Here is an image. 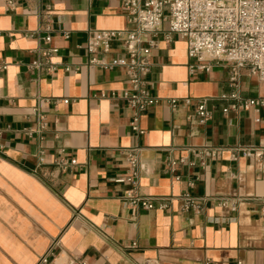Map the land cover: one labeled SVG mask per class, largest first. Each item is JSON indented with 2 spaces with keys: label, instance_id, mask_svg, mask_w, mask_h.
<instances>
[{
  "label": "crops",
  "instance_id": "crops-1",
  "mask_svg": "<svg viewBox=\"0 0 264 264\" xmlns=\"http://www.w3.org/2000/svg\"><path fill=\"white\" fill-rule=\"evenodd\" d=\"M12 1L0 0V264H42L43 256L46 264H264L263 170L228 151L264 149V107L223 115L225 104L212 101L204 124L189 119L192 107L171 111L166 100L214 99L229 88L221 66L191 73L185 42L165 41L163 23L146 77L159 102L138 115L139 135L118 98L129 88L124 67L85 66L88 34L132 28L123 0ZM49 47L57 51L46 60ZM98 57L122 60L120 43ZM261 92L242 70L241 96ZM34 108L47 123L42 133ZM188 146L226 150L200 162ZM132 148L144 167L137 191L155 206L135 214L121 200L127 186L115 182L127 173L124 153ZM179 157L194 164L167 174L166 160ZM51 158L76 164L59 172ZM183 193L201 200L202 213L180 211ZM165 197L175 200L156 209Z\"/></svg>",
  "mask_w": 264,
  "mask_h": 264
},
{
  "label": "built area",
  "instance_id": "built-area-1",
  "mask_svg": "<svg viewBox=\"0 0 264 264\" xmlns=\"http://www.w3.org/2000/svg\"><path fill=\"white\" fill-rule=\"evenodd\" d=\"M5 4L13 6V1L5 0ZM122 6L126 11V22L132 28L94 31L88 34L84 44L87 56L85 66L88 69L124 67V80L129 88L122 90L118 98L133 113L129 123L133 132L139 135L144 133L138 129V115L159 102L152 96L151 86L146 77L151 69V52L158 46L156 36L161 31L163 23H166L165 41L170 42L171 37L176 36L185 42L186 54L191 61L189 65L191 73L200 71L207 74L215 66H221L227 70L229 88V92L222 93L214 99L166 100V105L171 111L177 109L179 104L184 107H192L189 119H195V121L204 124L211 119L212 113L208 104L212 101L225 104L221 109L223 115L238 114L244 111L258 113L264 107V0H123ZM45 14L47 16L48 12ZM50 40V36H46L43 43L49 45ZM112 42L120 43L123 59L104 62L98 56L108 54ZM56 51L55 48L49 47L44 50L41 56L48 60L50 55ZM31 67L40 68L41 63L37 60L31 64ZM2 69H5V66H2ZM47 70L53 71L54 69L48 67ZM242 70L248 77L255 78L260 84L262 88L260 96L255 98L241 96ZM63 71L69 72L70 68L64 67ZM63 102L67 101L63 100ZM32 111L37 117L35 132L42 133L47 128L46 120L37 108ZM183 150L203 162L218 160L226 149L188 146ZM228 151L230 159L233 161L238 157L252 160L263 170L264 176V149L249 147L233 148ZM139 152V148L125 151L124 157L128 171L124 176L115 180L116 183L127 186L122 192L121 200L128 206L131 214H135L139 210L155 209L152 200L140 195L137 191L140 173L144 170L139 160ZM43 161L40 159V164ZM51 164L57 171L63 172L74 166L76 162L63 158H51ZM179 164L192 166L194 163L186 157L169 158L165 162V172L169 175L173 174ZM173 178L178 180L176 176ZM190 186L192 184H189ZM178 199L181 202L180 211L182 213L189 211L196 214L202 213L203 203L200 199L189 193L181 194ZM159 200L161 203L156 209L166 210L175 198L165 197ZM221 205H225V202H222ZM39 262L46 264L48 258L43 256Z\"/></svg>",
  "mask_w": 264,
  "mask_h": 264
}]
</instances>
